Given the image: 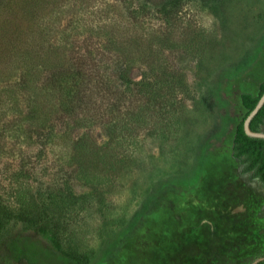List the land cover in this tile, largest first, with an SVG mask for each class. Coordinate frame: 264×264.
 <instances>
[{
	"label": "rangeland",
	"instance_id": "374dc122",
	"mask_svg": "<svg viewBox=\"0 0 264 264\" xmlns=\"http://www.w3.org/2000/svg\"><path fill=\"white\" fill-rule=\"evenodd\" d=\"M129 2L0 0V201H16L9 169L21 159L31 173L19 200L54 222L79 264H251L264 255V184L242 173L232 147L247 112L241 96L264 82V0H182L141 24ZM122 21L125 78L146 86L136 102L113 77L112 102L120 86L126 93L124 122L113 109L110 132L96 123L79 151L16 142L8 87L21 56L67 67L96 49L99 26ZM25 235L40 251L34 264L74 263Z\"/></svg>",
	"mask_w": 264,
	"mask_h": 264
},
{
	"label": "trees",
	"instance_id": "16d2710c",
	"mask_svg": "<svg viewBox=\"0 0 264 264\" xmlns=\"http://www.w3.org/2000/svg\"><path fill=\"white\" fill-rule=\"evenodd\" d=\"M130 1L127 10L131 15V22L141 24L147 17V12L149 14L151 11H159L165 14L167 7L176 5L182 0ZM109 12L113 11L109 10ZM114 19L119 20V17L116 16ZM103 21L105 23V20ZM122 23L117 26H99V41L96 49L86 50L80 56L73 58V62L68 63L67 67L64 63L51 66L50 55L46 60L41 61L38 58L21 56L14 67L20 71L19 80L14 83L15 90L10 84L8 87L11 88L12 111L20 123V126L12 128L17 132L13 134L16 142L27 139L30 145L40 146V150L46 153V150L58 147L57 141H62L65 145L72 144L73 151H79L90 148L89 132L96 123L104 120L102 125H108L106 129L108 133L110 132L113 109L118 113L120 124L124 122L125 115L130 113L124 108L126 93L122 91L121 86L126 87L127 92L133 93L136 102L142 99L146 86L141 79L136 81V78H125L127 70L124 71L123 64L127 59V56L124 58L126 45L117 36V31L127 26L124 21ZM114 62L115 74L112 75L110 66ZM113 77L121 84L119 90L114 92L117 94L115 103L112 102ZM263 93L264 82L261 83L257 96L252 94L241 96L247 112L236 128L232 147L233 157L242 165V173H250L252 178L262 184H264V139L248 136L244 131V121L256 107ZM96 94L100 95L102 100H95ZM205 101L208 107H211L208 100ZM139 114L138 111L136 116ZM263 125L264 105L251 121L250 128L254 132H262ZM18 161L14 171L9 169L12 178H17L9 188V191L14 192L12 193L16 201L10 204L0 201L3 202V218L1 217L0 221V264H34L40 251L33 247L31 238L25 235L30 230L34 235L50 242L57 252L67 256L54 222L40 221L41 218L33 213L31 205L19 200L20 192L26 188L25 183L28 184L31 169L26 166L25 161L21 159ZM58 197L57 199L49 197L48 203L58 208L55 204L60 202ZM67 257L74 262L73 264H79L81 259L76 255ZM258 264H264V260Z\"/></svg>",
	"mask_w": 264,
	"mask_h": 264
},
{
	"label": "water",
	"instance_id": "95a60500",
	"mask_svg": "<svg viewBox=\"0 0 264 264\" xmlns=\"http://www.w3.org/2000/svg\"><path fill=\"white\" fill-rule=\"evenodd\" d=\"M263 105H264V93L259 99L256 107L249 113V115L244 121V131L250 137L264 139V132H254L250 128L251 121L258 114V112L263 107ZM263 260H264V257H260V258L255 259L251 264H258Z\"/></svg>",
	"mask_w": 264,
	"mask_h": 264
}]
</instances>
